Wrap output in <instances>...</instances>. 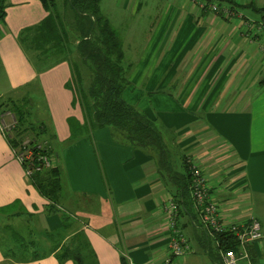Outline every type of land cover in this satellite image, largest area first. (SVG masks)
I'll use <instances>...</instances> for the list:
<instances>
[{
  "label": "crops",
  "instance_id": "0c3cea01",
  "mask_svg": "<svg viewBox=\"0 0 264 264\" xmlns=\"http://www.w3.org/2000/svg\"><path fill=\"white\" fill-rule=\"evenodd\" d=\"M165 2L162 22L154 24L147 45L129 63L124 97L175 130L182 152L202 170L209 201L223 222L250 217L259 222L262 237L246 249L250 264H264V32L256 29L261 18L244 13H259L264 0L226 3L230 18L201 12L195 0ZM133 3L138 10L137 0H125L123 7ZM0 5V103L15 101L21 89L42 92L60 171V201L51 211L0 127V264H74L54 253L36 259L32 254L51 252L59 236L62 245L79 232L97 264H122L121 259L166 264L170 236L163 204L169 193L154 160L116 143L108 128L95 130L91 141H69L67 119L81 122L65 86L69 65L62 56H41L29 45L48 10L40 0H0ZM54 6L68 9L64 0ZM36 96L29 97L34 107ZM7 117L11 122L12 114L0 113L1 122L9 123ZM178 226L190 251L170 257L169 264H217L216 235L201 224L194 205L190 214H179Z\"/></svg>",
  "mask_w": 264,
  "mask_h": 264
},
{
  "label": "trees",
  "instance_id": "16d2710c",
  "mask_svg": "<svg viewBox=\"0 0 264 264\" xmlns=\"http://www.w3.org/2000/svg\"><path fill=\"white\" fill-rule=\"evenodd\" d=\"M40 1L48 14L33 30L29 45L41 56L60 55L69 65L70 78L65 86L72 95V108L76 107L81 113V122L73 117L67 119L69 141L80 137L91 140L95 130L108 128L116 143L140 150L154 160L157 176L177 206L178 217L182 212L190 214L195 206L191 197V168L195 164L178 146L174 129L164 127L125 99L124 93L130 87L131 65L125 62L118 33L100 11V0H64L68 4L65 7L72 11L70 24L63 21L62 14L54 6L55 0ZM195 1L198 6L203 5L199 6L201 12L227 15L225 18H230V10L226 14V8H221V4L240 6L235 0ZM211 6L216 10L213 11ZM259 13L262 14L257 29L264 32L259 28L264 23V8L259 9ZM2 17L0 5V21ZM71 38L75 39L73 50L69 49ZM56 58L48 60L55 61ZM12 101L0 103V113L9 112L14 120L11 129L3 132L5 139L13 152L27 142L25 146L31 148L35 165L39 163V156L51 159L53 166L33 173L29 181L51 203V211H56L54 205L60 201V171L50 145L55 135L44 123L28 122V113ZM61 239L59 236V242L54 240L56 247L51 252L34 253L32 258L54 253L61 261L70 259L74 264H97L83 233H76L59 245ZM216 239L219 250L238 251L232 233L217 234ZM121 262L126 264L123 259ZM215 262L220 264L219 260Z\"/></svg>",
  "mask_w": 264,
  "mask_h": 264
},
{
  "label": "built area",
  "instance_id": "2783aa9c",
  "mask_svg": "<svg viewBox=\"0 0 264 264\" xmlns=\"http://www.w3.org/2000/svg\"><path fill=\"white\" fill-rule=\"evenodd\" d=\"M235 1H246V0H235ZM199 6H203L200 4ZM212 10L215 11L216 7L211 6ZM227 14L228 12L224 10ZM264 30V23L260 25ZM14 120L11 118V122L5 123L0 121L1 130H10L13 126ZM24 142L23 147L18 151H12L15 159L20 165L24 166L23 171L27 178L33 173L40 172L44 169H50L48 167L53 166L51 159L49 160L46 156H39L37 165L33 163V152L30 147H26ZM192 184H191V197L198 210V214L203 226L212 235L221 234L224 232H230L233 234L237 244L238 251L233 249L219 250V262L220 264H240L242 260H246L247 264H250L249 254L247 252L248 245L258 241L261 237V230L259 222L250 217L244 222H223L218 217L217 206L215 203L209 201V187L206 178L204 177L202 170L194 165L191 168ZM163 212L166 216V226L169 231V244H168V255L170 257H179L190 251V245L187 238L184 236L178 226V210L177 206L169 198L163 204ZM166 260V264H169V259Z\"/></svg>",
  "mask_w": 264,
  "mask_h": 264
},
{
  "label": "rangeland",
  "instance_id": "374dc122",
  "mask_svg": "<svg viewBox=\"0 0 264 264\" xmlns=\"http://www.w3.org/2000/svg\"><path fill=\"white\" fill-rule=\"evenodd\" d=\"M137 1L140 2L138 10H136L137 7L134 3L126 5L129 7H123L125 0H100L99 2V7L102 15H104L105 18L109 21L112 28L116 30L120 37V40L122 41V49L125 57V62L132 64L136 62L143 48L147 45L146 41L150 36V33L154 29V24H156L157 21L162 22L163 13L166 9L165 0ZM246 1L248 2L249 0ZM236 2L238 4L242 3V1ZM225 5L226 4L223 3L220 6H222L221 8H224ZM59 13L62 14V19L64 22H66L67 24L71 23V18L73 17L72 11L66 9L64 10V12H60L59 9ZM244 13L256 20H260L261 18L260 13H252L249 10H244ZM71 41L72 42L69 46V49L73 50L75 39L71 38ZM70 56L74 58L72 52H70ZM33 93H36L37 95L36 107L30 104L31 100L29 99V97ZM17 94L19 95V98L12 102L21 106V108L28 113L27 121L34 124H46L48 121V115L45 113L47 110H45L43 106L44 99L42 92H34L33 90L21 89L17 92ZM10 97L13 96L10 94ZM37 119L40 121H38ZM5 121L9 122L10 118L7 117ZM51 142L53 143V140H51Z\"/></svg>",
  "mask_w": 264,
  "mask_h": 264
}]
</instances>
